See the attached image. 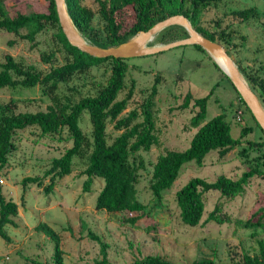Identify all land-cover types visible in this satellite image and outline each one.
<instances>
[{"label":"rangeland","instance_id":"rangeland-1","mask_svg":"<svg viewBox=\"0 0 264 264\" xmlns=\"http://www.w3.org/2000/svg\"><path fill=\"white\" fill-rule=\"evenodd\" d=\"M80 1L93 11L92 27L103 38L106 32L98 13V3L94 0ZM3 3L11 16L31 11L45 12L48 4L47 0H4ZM250 7L257 14L247 20L231 13L232 10ZM116 20L123 27H128L134 21L133 7L128 5L121 9L116 14ZM198 24L206 31L216 33L217 37L219 31L230 32V56L237 67L239 64L248 73L264 76V0H219L203 10ZM9 39H15L16 42L10 46ZM52 49H56L52 29L38 33L35 46H31L26 39L0 30V61L4 60L5 53H9L23 65H33L37 70L46 72L64 61L61 51H56L52 63L40 59L42 52ZM110 63L105 61L92 66L85 73L75 74L67 83L60 84L59 94L73 101L96 95L109 79ZM126 63L125 86L117 99L125 97L133 85L132 96L120 115L124 117L129 111L135 110L137 116L133 123L142 121L143 106L155 78H159L152 107L158 143L149 150H139L131 156L137 162L139 158L143 160V167L138 170L136 189L137 198L146 206L145 209L143 212L97 210L95 201L103 186V179L93 177L88 190H84L86 156L74 157L71 172L62 178H55L52 191L45 193L43 186L50 178L45 171L49 169L52 159L59 157L71 146L72 141L67 137L66 130L55 135L42 134L35 126L18 130L12 137L15 149L0 170L2 193L18 206L17 215L12 217L15 225L4 227L10 240L0 236V264H35V261L54 264L53 242L36 227L40 222L58 233L63 264H93L100 257V244L87 236L82 222L106 243L108 264H133L136 259L147 254L161 256L175 264H191L204 258L213 259L218 264H229L240 262L244 254L254 255L258 252L257 240L264 237V232L260 228L247 227L244 223L264 205L263 178L252 177L244 192L235 197L223 196L217 190L204 192V213L201 223L196 226L181 222L175 201L176 191L190 178L201 177L213 181L219 175H225L236 179L247 168V164H253L254 158L262 154L256 147L249 151L247 157L238 153L246 146V140L261 139L262 134L225 77L228 68L222 57L211 55L206 50L201 51L190 44L128 58ZM211 89L213 92L207 100L205 120L224 113L233 138L239 136L243 126H250L251 131L243 137L242 145L224 156H220L217 150H211L202 165L194 161L184 163L170 188L164 190L161 199L157 200L150 190V179L158 155L167 149L187 148L196 131L189 122L197 108L192 105L193 99L187 107H181L184 96L190 92L193 98L203 97ZM252 90L264 108V92L258 86ZM10 99L15 101V112L43 111L51 103L50 97L42 92L39 84L31 88L16 86L0 89V104L4 105ZM79 124L90 137L91 123L86 112L82 113ZM120 132L121 129L114 127V121L107 122L109 142ZM27 176L40 177L42 185L23 184L22 179ZM215 206L225 219L222 223L206 220ZM140 213L134 224L126 221V218Z\"/></svg>","mask_w":264,"mask_h":264},{"label":"trees","instance_id":"trees-1","mask_svg":"<svg viewBox=\"0 0 264 264\" xmlns=\"http://www.w3.org/2000/svg\"><path fill=\"white\" fill-rule=\"evenodd\" d=\"M98 3V13L104 22L103 38L99 37L92 27L91 21L93 11L81 4L80 0H65L67 12L72 23L89 43L101 47L118 45L127 41L140 30H147L156 22L174 15H184L192 27L201 35L213 41H219L226 52L230 55L231 33L219 31L218 37L214 32H208L198 23L203 10L211 3L219 0H94ZM4 0H0V30L7 31L21 39H26L31 46L36 45L38 33L52 29L56 49L44 51L40 59L46 63L55 61L56 51L63 53L64 61L52 66L48 71L41 72L33 65H23L16 61L9 53L4 54V60L0 61V89L3 87L21 86L31 88L39 84L45 95L50 97L51 103L45 110L35 112H15L14 99H10L4 105L0 104V170L6 165L9 154L15 149L12 140L13 134L18 130L35 126L42 134H59L62 130L67 131V137L72 141L70 147L51 161L49 169L45 171L49 175V182L43 186L45 193L52 191L55 185V178H62L71 172L72 160L76 156H86L87 165L84 169L86 180L84 190H88L93 177L103 179V186L99 190L95 208L107 212H143L145 205L137 198L136 185L139 181V168L143 167V160L138 162L131 156L139 150H149L153 144L158 143L152 118L153 99L157 94L158 77L151 87L147 102L143 106V119L133 123L137 112L135 110L121 117V112L127 107V102L132 96L133 85L129 88L125 97L117 99L119 92L125 86V74L128 68L126 59L108 56L99 58L91 56L72 46L63 34L58 22L54 0H47L45 12L31 11L27 14L17 13L9 15ZM132 6L134 10V21L127 27L116 20V14L126 6ZM231 13L247 20L256 16L257 12L253 7L232 10ZM25 30L22 33V30ZM175 32V33H174ZM174 33V35L172 34ZM188 33L181 25H171L160 32L148 42V45L165 43L167 40L187 37ZM15 39H9L11 46ZM218 42V43H219ZM195 48L205 50L192 44ZM105 61H110L111 74L109 79L98 93L94 96H85L77 101L71 100L66 95H60L58 90L61 83H67L75 74L85 73L92 66ZM217 66V63L214 62ZM239 71L246 78L250 87L258 86L264 92V76L248 73L246 69L238 64ZM225 77H229L224 73ZM230 81V80H229ZM231 83V81H230ZM133 84V83H132ZM232 84V83H231ZM233 86V85H232ZM234 88V86H233ZM235 89V88H234ZM236 91V90H235ZM213 89L203 97L193 98L190 92L184 96L181 107L185 108L193 99V107L197 108L190 119V126L196 128L189 146L183 150H165L159 154L152 167L150 190L157 200L161 199L162 192L172 185L178 176L181 166L194 161L202 165L205 156L211 150H217L220 156H224L230 150L243 144V137L251 131L250 126H243L237 138L230 134V124L224 113L217 114L209 120H205L207 100ZM237 92V91H236ZM240 102L250 113V110L240 98ZM260 95V94H259ZM261 96V95H260ZM83 112L89 116L91 123V134L88 137L80 127V118ZM255 126L262 134V138L252 141L246 140L238 153L247 157L249 151L258 148L262 151L260 157L254 158L253 164H247V168L236 178L219 175L215 180L208 181L201 177L190 178L175 193V201L179 209V217L182 223L188 226H196L201 223L204 213L203 193L210 190H217L223 196L235 197L244 192L249 180L258 176L264 179V133L254 117ZM108 121H114V127L121 129L111 142L107 139L106 125ZM35 183L42 185L38 176H27L22 183ZM17 203L7 199L0 186V236L9 241L6 233V225H15L12 217L17 215ZM217 206L209 212L206 220H214L218 223L225 221L218 213ZM140 214L126 218V221L134 224ZM256 219L253 220V218ZM247 227L260 228L264 232V205L255 212L251 218L244 223ZM42 230L53 242L54 264H63L60 249V237L58 233L46 223L40 222L36 226ZM82 227L87 230V236L100 244V257L96 258L93 264H108L106 254V243L102 242L84 222ZM258 252L254 255L244 254L240 262L229 264H264V237L257 240ZM35 264H42L35 261ZM133 264H175L161 256L147 254L136 259ZM191 264H218L213 259L204 258L193 261Z\"/></svg>","mask_w":264,"mask_h":264},{"label":"water","instance_id":"water-1","mask_svg":"<svg viewBox=\"0 0 264 264\" xmlns=\"http://www.w3.org/2000/svg\"><path fill=\"white\" fill-rule=\"evenodd\" d=\"M54 4L59 25L67 41L72 46L77 47L80 51L94 57L105 58L112 56L115 58H132L154 54L173 47L190 44H197L201 46L211 55H220L228 67L226 75L229 77V80L235 90L244 101L250 110V113L264 133V108L256 93L249 87L247 81L242 76L232 57L226 52L225 48L220 43L210 40L198 33L184 15L174 14L168 16L156 22L147 30L138 31L125 42L114 46L101 47L89 43L80 35V32L74 26L70 16L68 15L65 0H54ZM175 24L183 26L187 31L188 36L165 44L148 45V42H150L158 32Z\"/></svg>","mask_w":264,"mask_h":264},{"label":"bare ground","instance_id":"bare-ground-1","mask_svg":"<svg viewBox=\"0 0 264 264\" xmlns=\"http://www.w3.org/2000/svg\"><path fill=\"white\" fill-rule=\"evenodd\" d=\"M80 35L83 37V35L80 33ZM84 38V37H83ZM85 39V38H84ZM86 40V39H85ZM222 60H223V58H222ZM224 61V60H223ZM224 63H225V61H224ZM226 64V63H225ZM226 66H227V64H226ZM228 68V67H227Z\"/></svg>","mask_w":264,"mask_h":264},{"label":"built area","instance_id":"built-area-1","mask_svg":"<svg viewBox=\"0 0 264 264\" xmlns=\"http://www.w3.org/2000/svg\"><path fill=\"white\" fill-rule=\"evenodd\" d=\"M238 113H241V111H238ZM238 119H239V117H238Z\"/></svg>","mask_w":264,"mask_h":264}]
</instances>
